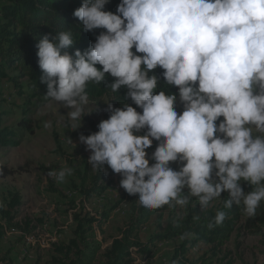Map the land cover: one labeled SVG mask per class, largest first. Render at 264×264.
Here are the masks:
<instances>
[{
  "label": "clouds",
  "instance_id": "9594fccd",
  "mask_svg": "<svg viewBox=\"0 0 264 264\" xmlns=\"http://www.w3.org/2000/svg\"><path fill=\"white\" fill-rule=\"evenodd\" d=\"M109 3L83 0L73 12L85 32L102 30L87 49L66 51L75 44L70 30L38 44L40 80L46 97L69 109L65 126H81L90 83L110 75L112 93L127 89L131 104L107 103L99 131L79 135L88 164L119 174L120 187L147 209L185 207L195 197L205 210L227 193L225 208L243 204L255 217L264 201V0H120L115 13ZM161 78L178 95L156 93ZM72 173L48 176L63 183ZM225 217L217 211L207 227Z\"/></svg>",
  "mask_w": 264,
  "mask_h": 264
},
{
  "label": "rangeland",
  "instance_id": "374dc122",
  "mask_svg": "<svg viewBox=\"0 0 264 264\" xmlns=\"http://www.w3.org/2000/svg\"><path fill=\"white\" fill-rule=\"evenodd\" d=\"M46 93L45 89L31 84L25 78L16 81L0 78V129L13 128L17 132L15 142L0 144V166L12 170L9 176L0 177V255L10 250L12 264L49 262L53 255L52 243L57 238L69 239L73 236V205H83L93 215L117 206L105 227L103 251L131 217L132 195L120 187L119 174L114 176L105 193L88 201L83 199L76 186L80 171L83 172L86 167L91 172L95 171L88 164L90 152L79 143L78 137L81 133L86 136L94 133L93 125L98 126L104 119L108 99L95 101L89 97L81 126L74 129L62 123L69 109L47 98ZM177 111H182L179 103ZM22 119L31 123L32 130L19 128ZM69 138L72 144L68 142ZM157 143L154 141L152 152ZM153 162L150 160V165ZM62 167L73 169L72 175L67 176L63 183L48 176L51 169L59 170ZM172 167L178 170L176 163ZM242 187L245 192L253 190V186L247 182H242ZM184 194L187 195V189ZM135 198L139 200V195ZM219 201L220 198L215 199L209 207L216 206ZM188 207L189 204L185 207L177 205V212L182 215ZM3 210L10 214L13 219L11 223ZM201 210L199 204L192 207L195 216ZM167 217L165 213L163 224L159 226L158 214L152 216L140 231V238L147 241L150 235L162 231ZM27 223L33 232L25 237L16 224L25 227ZM181 241L175 238L159 242L152 248L150 258L135 252L136 264H171L174 248ZM207 249L208 246L202 245L191 251L190 257L196 258ZM225 250L230 254L233 264H264V239L247 235L241 229L233 234Z\"/></svg>",
  "mask_w": 264,
  "mask_h": 264
},
{
  "label": "trees",
  "instance_id": "16d2710c",
  "mask_svg": "<svg viewBox=\"0 0 264 264\" xmlns=\"http://www.w3.org/2000/svg\"><path fill=\"white\" fill-rule=\"evenodd\" d=\"M82 2L83 0H0V78L13 81L25 78L31 84L47 91V86L40 80L42 72L37 55L40 39L45 35H49L51 39L60 31L70 30L75 44L66 51L74 54L76 49L81 51L87 49L94 42L96 35L102 31L98 29L95 34L85 32L81 22L74 17L73 12L82 6ZM119 3L120 0H110L105 10L115 13ZM97 67L102 70V66ZM161 71L158 68L154 73L159 75ZM114 79L108 75L107 82L90 83L87 88L89 97L95 101L106 98L116 107H122L124 103L131 104V100L126 98L125 87L118 93H112L107 88V83ZM160 90L178 95V89L175 86H167L163 78L156 93ZM132 106L137 107V111L140 110L138 106L134 104ZM108 118L109 114L106 112L104 119ZM31 126L27 119L19 122V128L30 131ZM93 130L99 131L98 126L93 125ZM16 135L17 132H14L13 128L0 129V144L10 145V142H15ZM146 151L151 154L152 149ZM11 173V169L0 166V177H7ZM108 173L105 175L99 169L91 172L88 167L78 173L79 183L76 186L84 200L101 196L109 189L116 174L112 173L111 169H108ZM135 197L136 195L131 197V217L128 224L121 229L118 236L111 239L110 245L104 251L105 227L117 206L105 209L99 215H93L83 205H73V236L69 239L57 238L52 243L53 255L46 264H136L135 252L150 258L152 248L159 242L181 239L185 233L192 235L181 239L182 241L175 246L171 264H233L225 246L237 230L241 229L247 235L264 239V201H261L257 215L248 217L243 211V204L240 206L234 204L230 209L225 208L224 200L228 197L227 193H222L216 206L201 210L200 214L195 216L192 207L199 204L195 197L191 198L188 210L182 215L177 212L176 207L170 208L168 205L161 209H147ZM217 211L225 212V220L210 230L207 225ZM165 213L168 217L165 219L164 229L150 235L147 241L142 240L140 231L150 218L158 214L159 226H162ZM3 214L11 223L13 219L10 214L4 210ZM16 225L23 231L25 237L33 232L28 223L25 227ZM202 245L208 246V249L196 258H191L190 252ZM10 252L8 250L4 255H0V264H12Z\"/></svg>",
  "mask_w": 264,
  "mask_h": 264
}]
</instances>
